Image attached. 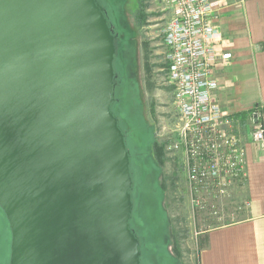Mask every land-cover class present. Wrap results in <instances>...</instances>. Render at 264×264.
I'll use <instances>...</instances> for the list:
<instances>
[{"label":"water","instance_id":"water-1","mask_svg":"<svg viewBox=\"0 0 264 264\" xmlns=\"http://www.w3.org/2000/svg\"><path fill=\"white\" fill-rule=\"evenodd\" d=\"M115 54L99 0H0L10 264H142L131 155L111 109Z\"/></svg>","mask_w":264,"mask_h":264},{"label":"rangeland","instance_id":"rangeland-1","mask_svg":"<svg viewBox=\"0 0 264 264\" xmlns=\"http://www.w3.org/2000/svg\"><path fill=\"white\" fill-rule=\"evenodd\" d=\"M117 33L112 112L131 155L130 227L139 239L142 264H199L205 230L246 216L247 193L238 181L215 199L216 209L192 207L187 168L173 139L177 122L174 90L167 81L162 29L169 10L158 0H99ZM143 10L146 18L137 22ZM148 63V64H147ZM166 143V162L156 161L155 141ZM0 209V264H9L10 226ZM171 226L181 256L173 251Z\"/></svg>","mask_w":264,"mask_h":264},{"label":"built area","instance_id":"built-area-1","mask_svg":"<svg viewBox=\"0 0 264 264\" xmlns=\"http://www.w3.org/2000/svg\"><path fill=\"white\" fill-rule=\"evenodd\" d=\"M158 1L169 10L162 42L177 112L173 146L184 155L192 207L216 209L215 199L229 194L238 181L247 180V148L240 123L213 97L219 84L212 70L222 39L214 21L221 3ZM230 56L223 54L225 59ZM250 136L264 146L260 122L252 123Z\"/></svg>","mask_w":264,"mask_h":264},{"label":"crops","instance_id":"crops-1","mask_svg":"<svg viewBox=\"0 0 264 264\" xmlns=\"http://www.w3.org/2000/svg\"><path fill=\"white\" fill-rule=\"evenodd\" d=\"M219 1L214 22L222 39L212 70L219 84L213 97L240 123L247 204L243 218L205 230L199 259L200 264H264V146L250 136L255 114L264 127V0ZM241 113L248 115L242 120Z\"/></svg>","mask_w":264,"mask_h":264},{"label":"trees","instance_id":"trees-1","mask_svg":"<svg viewBox=\"0 0 264 264\" xmlns=\"http://www.w3.org/2000/svg\"><path fill=\"white\" fill-rule=\"evenodd\" d=\"M146 18V15L145 13L143 12V10L141 9L137 14H136V19H137V22L142 24L144 22ZM111 24V23H110ZM112 25V24H111ZM113 26V25H112ZM114 34L116 36V42H117V33L115 31V28H114ZM148 64V63H147ZM246 115H248V113H241V119L243 120L244 117H246ZM166 143L163 142V143H160L159 141H155L154 142V145H153V152H154V156H155V159L156 161L162 166L163 164H165L166 162ZM0 209L2 210V208L0 207ZM3 211V210H2ZM4 212V211H3ZM171 238H172V243H173V251L174 253L177 255V257H180L181 256V249H180V244H179V241L177 240V232L175 231V229L171 226ZM10 235H11V232H10ZM11 243V241H10ZM11 248L8 250L9 251V257H10V254H11ZM10 264V262H9ZM199 264H200V259H199Z\"/></svg>","mask_w":264,"mask_h":264},{"label":"flooded vegetation","instance_id":"flooded-vegetation-1","mask_svg":"<svg viewBox=\"0 0 264 264\" xmlns=\"http://www.w3.org/2000/svg\"><path fill=\"white\" fill-rule=\"evenodd\" d=\"M10 248H11V246H10ZM10 262V261H9Z\"/></svg>","mask_w":264,"mask_h":264}]
</instances>
